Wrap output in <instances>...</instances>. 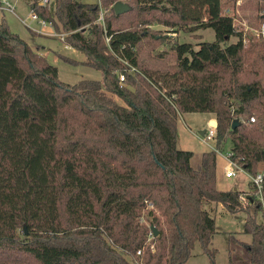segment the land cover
<instances>
[{
    "label": "trees",
    "instance_id": "16d2710c",
    "mask_svg": "<svg viewBox=\"0 0 264 264\" xmlns=\"http://www.w3.org/2000/svg\"><path fill=\"white\" fill-rule=\"evenodd\" d=\"M115 1L31 3L102 72L73 84L0 20V264H184L196 241L213 257L215 218L205 207L212 202L246 211L251 240L230 235L228 264H264L259 202L244 206L240 190L217 188L215 149L193 164V152L176 145L179 112H211L216 148L229 140V158L258 171L264 38L247 34L224 10L233 11L236 0H123L130 9L121 13ZM241 1L264 19V0ZM207 8L215 15L207 18ZM155 22L186 31L212 27L215 39L195 48L149 26ZM162 44L169 64L162 60L167 51L148 53ZM145 198L155 209L145 208ZM151 224L158 230L154 250L145 246Z\"/></svg>",
    "mask_w": 264,
    "mask_h": 264
},
{
    "label": "rangeland",
    "instance_id": "374dc122",
    "mask_svg": "<svg viewBox=\"0 0 264 264\" xmlns=\"http://www.w3.org/2000/svg\"><path fill=\"white\" fill-rule=\"evenodd\" d=\"M35 0H10V2L15 7V12L8 9L0 10V20L4 19L10 30L16 32L22 38H25L31 43H42L47 47L44 53L47 60L55 65L58 70V78L66 83L73 84L83 78H93L101 79L102 72L100 69L95 68L91 65L85 64L83 60L85 59V54L70 45L66 46L64 39L60 40L58 33H65V31H56L52 24L51 32L37 33L33 30H38L43 32L40 26V22L37 19H31V2ZM85 2H96L98 0H82ZM245 2V1H244ZM242 1L235 2L233 11L231 7H226L224 10L233 14V19L236 24L244 26L247 34L258 36L256 29L258 28L261 19L259 17L258 11H256L255 6L251 1L241 4ZM49 7L54 6V3L48 5ZM205 15L210 18L215 15V12L211 9L205 10ZM22 18H25L28 24L22 22ZM150 27L155 30H159L162 33H166L172 38L179 41H190L197 48L198 42L201 40H214L215 34L212 27L207 28H197L193 31H186L183 29H177L176 27L164 26L160 23H151ZM45 30H49V26L43 27ZM50 34V35H49ZM56 35V36H52ZM199 35V36H197ZM65 36V35H64ZM261 36V35H260ZM236 40V36H231L228 41ZM35 45V44H31ZM168 49L167 44H162L152 50L150 55L155 56L165 52ZM168 52V51H167ZM163 56V64H169L173 61L171 53H167ZM147 52L144 53L147 60L152 62L153 59L157 57H150ZM62 55H67L77 62L73 63L63 59ZM162 64V65H163ZM156 66V65H155ZM158 66V65H157ZM118 102L123 103L122 99L114 96ZM210 117H215L214 113L203 112V111H188L179 112L177 116V137L176 145L180 149L190 150L193 152L191 157V162L195 164L199 158V155L204 150H209L211 148H216V138L203 140L199 131L206 128L207 119ZM230 149V141L226 140L220 148H216V168H217V188L219 189H232L236 188L240 191H248L250 187V176L247 172H237L233 176H226L225 163L227 162L226 155ZM264 167V163L258 165V170ZM249 173V172H248ZM251 174V173H249ZM252 175V174H251ZM207 208V203H205ZM209 213L215 218V232L212 235L209 246L214 250V255L211 257L207 252H205L199 241H196L188 259L184 264H228V240L231 234L236 238L250 241L251 234L244 232L243 223L246 217V211L244 209H239L237 211H230L225 206L220 205L216 202H212L211 208H207ZM144 216V215H143ZM257 220L261 221L263 219L262 213L259 212L256 215ZM145 220V217H144ZM25 224V223H24ZM26 232H28L27 226L25 227ZM24 230V228H23ZM18 231L22 234V226L18 228ZM22 234V235H24ZM146 246V243H145Z\"/></svg>",
    "mask_w": 264,
    "mask_h": 264
},
{
    "label": "built area",
    "instance_id": "2783aa9c",
    "mask_svg": "<svg viewBox=\"0 0 264 264\" xmlns=\"http://www.w3.org/2000/svg\"><path fill=\"white\" fill-rule=\"evenodd\" d=\"M240 1V0H237ZM54 2V0H35L32 1L31 3H34L36 5H42V6H48L50 4H52ZM99 4L100 0H98ZM3 9H8L10 11L15 12V7L14 5L10 2V0H0V10ZM30 17L32 19H37L41 25H47L49 24V22L44 19L41 18L40 16H38V14L33 11L32 7H31V11H30ZM97 21H103V9L100 5V12H99V16L97 18ZM22 22H24L25 24H28L25 18H22ZM246 29V28H245ZM256 32L258 35H261L264 38V19L261 20L258 28L256 29ZM58 35L60 36L61 39H64V35L65 33H58ZM108 37L106 38V40L108 41ZM66 44V43H65ZM66 46H68L66 44ZM132 69H135L134 67H132ZM119 78L121 80L124 79V74L120 73L119 74ZM249 119L251 121L255 120L254 115L249 116ZM216 126H217V121L215 117H210L207 119V124H206V128L204 129V133L203 135H201L203 140H208V139H213L216 136ZM211 149H215L216 148H211ZM224 157H226L227 162L225 163V175L226 176H233L235 175L237 172H247L245 170V168L237 163L235 160H232L229 158L228 153L226 155H224ZM247 174L250 176V189L248 191H240L239 195H238V199L240 201V203L242 205H248V204H252L255 200L259 202L260 204V211L262 213L263 216V221H264V197H263V187H264V167L260 170H258L255 174H249L247 172ZM144 203H145V208H149V209H155L153 201L145 198L144 199ZM140 221H145L144 220V216L141 215L140 216ZM148 237L146 240V246H149L152 250H154V243L152 242V237H153V232L152 230L149 228V232H148ZM143 252V247H140L137 249L136 254H141ZM137 264H142V262L139 260L137 261Z\"/></svg>",
    "mask_w": 264,
    "mask_h": 264
},
{
    "label": "water",
    "instance_id": "95a60500",
    "mask_svg": "<svg viewBox=\"0 0 264 264\" xmlns=\"http://www.w3.org/2000/svg\"><path fill=\"white\" fill-rule=\"evenodd\" d=\"M112 8H113V10L116 13H121V12H124V11L129 10L130 9V5H129V3L127 1L116 0L112 4ZM235 123H237V120H234L232 124L234 125ZM199 133H200V135H203L204 129H201L199 131ZM25 227H26V224H23L24 231L26 232ZM150 229L152 230V232H153L154 235L157 234L158 230H157V228L153 224L150 225Z\"/></svg>",
    "mask_w": 264,
    "mask_h": 264
},
{
    "label": "crops",
    "instance_id": "0c3cea01",
    "mask_svg": "<svg viewBox=\"0 0 264 264\" xmlns=\"http://www.w3.org/2000/svg\"><path fill=\"white\" fill-rule=\"evenodd\" d=\"M32 19V18H31ZM40 26H41V28L40 29H42V31L43 32H40V31H38V30H33V31H35V32H37V33H45V34H47L48 32L50 33L51 32V30H52V27L49 25V24H47V26H49V30H45V29H43V27H45L46 25H41L40 24ZM50 35V34H49ZM52 36H56V35H52ZM25 39V38H24ZM60 40H62L61 38H59ZM26 40V39H25ZM27 41V43L33 48V49H35V50H37L39 53H41V54H43L44 56H45V52H46V50H47V47L44 45V44H42V43H31V42H29L28 40H26ZM31 44H35V45H31ZM46 57V56H45ZM194 112V111H193ZM217 168H216V184H217V179H218V175H217ZM225 174V173H224ZM217 186V185H216ZM218 204H220V205H223L222 203H220V202H218ZM211 206H212V203H210V204H207V208H211Z\"/></svg>",
    "mask_w": 264,
    "mask_h": 264
}]
</instances>
